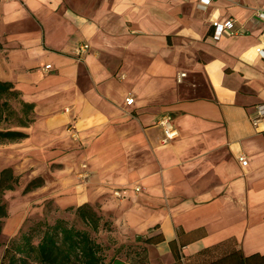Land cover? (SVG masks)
Wrapping results in <instances>:
<instances>
[{"label":"crops","instance_id":"0c3cea01","mask_svg":"<svg viewBox=\"0 0 264 264\" xmlns=\"http://www.w3.org/2000/svg\"><path fill=\"white\" fill-rule=\"evenodd\" d=\"M200 3L0 0V80L29 120L1 169L61 207L103 202L149 264L264 257V0Z\"/></svg>","mask_w":264,"mask_h":264},{"label":"trees","instance_id":"16d2710c","mask_svg":"<svg viewBox=\"0 0 264 264\" xmlns=\"http://www.w3.org/2000/svg\"><path fill=\"white\" fill-rule=\"evenodd\" d=\"M15 95L13 84L0 80V100L6 96ZM7 101L0 102V123L7 119L4 107ZM26 121L27 115L24 114ZM23 123L22 126H26ZM28 134L14 129H0V144L19 142ZM19 185V176L13 169L5 168L0 172V237L3 234L4 220L9 216L5 193L14 191ZM83 222L96 232L100 229L101 216L89 204L76 209ZM145 244H155V238H147ZM6 245L0 264H149L147 248L140 244L125 246V257L113 256L107 260L104 246L99 243L88 230H81L70 225L66 220H57L50 224L43 219L27 230L12 238L7 244L0 242V247ZM214 264H264V257L255 255L245 257L240 252H234Z\"/></svg>","mask_w":264,"mask_h":264},{"label":"rangeland","instance_id":"374dc122","mask_svg":"<svg viewBox=\"0 0 264 264\" xmlns=\"http://www.w3.org/2000/svg\"><path fill=\"white\" fill-rule=\"evenodd\" d=\"M3 101H7L8 104L4 107L7 119L0 123V129H23V123L28 124L29 120L26 118V121H23L25 109L19 97L10 95L0 100L1 103ZM12 143L16 142L4 143V147ZM2 146L3 144L0 145V162L3 161L2 150L4 149ZM43 180V177L31 179L28 175L22 174L19 176V185L16 189L5 193L4 198L8 204L9 216L4 220L3 234L0 237L1 243L7 244L12 238L18 236L21 230H27L40 220L46 219L50 224H54L57 220L63 219L78 229L90 231L93 237L104 246L107 260L113 256L125 257L127 251L124 249L125 246L134 244V242L127 241L121 228L116 224L114 216L103 209V202L84 203L91 205L101 216L100 229L96 232L88 227L76 212V209L84 204L61 207L54 198L44 199L42 195ZM109 194L113 199H121L115 192ZM5 248L6 245L0 247V263ZM160 253L156 252L153 256V264H161L166 258L165 255L161 257Z\"/></svg>","mask_w":264,"mask_h":264},{"label":"built area","instance_id":"2783aa9c","mask_svg":"<svg viewBox=\"0 0 264 264\" xmlns=\"http://www.w3.org/2000/svg\"><path fill=\"white\" fill-rule=\"evenodd\" d=\"M211 0H201V3L199 4V7L202 9H206L207 5L209 4ZM233 25V20L232 19H228L224 22H220L219 20H214L212 22V26L215 29V35L214 37L219 39L222 35V33L224 32V30L231 28V26ZM89 49V45L88 44H84L81 45L77 48L76 50V55L78 57H81L82 54L86 53ZM257 51L259 53L262 52L261 48L257 49ZM47 69L51 68V65H48L46 67ZM186 74L182 73L179 75V80L181 79V77H184ZM126 102L128 105H132L134 103V98H127ZM264 119V104L259 105L257 107V111H256V116L252 119V122L255 126H258L260 124V122ZM163 124L166 126V134H167V139L171 140L174 139L177 136V131L173 129L172 126H170L168 121L163 122ZM246 158L244 156L240 157V161L241 162H245ZM137 191H140L141 188L140 187H136ZM117 196H121L120 193H116Z\"/></svg>","mask_w":264,"mask_h":264}]
</instances>
